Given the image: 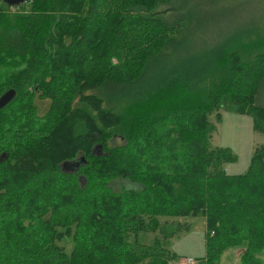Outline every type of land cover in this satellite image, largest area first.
<instances>
[{
  "label": "trees",
  "instance_id": "1",
  "mask_svg": "<svg viewBox=\"0 0 264 264\" xmlns=\"http://www.w3.org/2000/svg\"><path fill=\"white\" fill-rule=\"evenodd\" d=\"M215 1L219 12L234 0ZM205 9L0 0V95L15 90L0 107V264H168L179 225L159 217L197 213L205 264L237 248L229 264H264V144L228 173L207 119L218 106L247 111L264 132V29L244 22L199 40ZM117 179L133 185L117 190ZM139 229L162 237L142 243Z\"/></svg>",
  "mask_w": 264,
  "mask_h": 264
},
{
  "label": "rangeland",
  "instance_id": "2",
  "mask_svg": "<svg viewBox=\"0 0 264 264\" xmlns=\"http://www.w3.org/2000/svg\"><path fill=\"white\" fill-rule=\"evenodd\" d=\"M178 1V0H176ZM215 0H205L204 19L197 37H216V34L226 27L237 25H254L264 29V0H234L218 4ZM257 106L264 108V75L259 77L254 95ZM208 121L214 125L208 143L212 147H221L227 152L223 167L228 173H241L248 166L256 147L264 144V132L254 126L252 114L247 111L232 110L223 107H214L207 113ZM115 142L120 143L116 138ZM124 185H133L128 180L117 179L112 186L120 190ZM160 222H173L179 225L175 233L168 237L165 245L169 248L168 264H177L180 257L190 255L195 258L194 264H205V218L202 214L186 216H160ZM188 227V228H187ZM133 233L130 234L132 237ZM159 230L139 229L137 238L145 244H152L156 238L161 239ZM237 248V247H235ZM238 249V248H237ZM232 249L223 254V264H229L240 256L241 250ZM239 251V253H237ZM175 254V255H173Z\"/></svg>",
  "mask_w": 264,
  "mask_h": 264
},
{
  "label": "water",
  "instance_id": "3",
  "mask_svg": "<svg viewBox=\"0 0 264 264\" xmlns=\"http://www.w3.org/2000/svg\"><path fill=\"white\" fill-rule=\"evenodd\" d=\"M9 5H18L22 2H25L26 0H2ZM15 94V90L13 88H9L5 90L1 95H0V107L3 106L5 103H7ZM102 145L98 144L97 146L93 147L92 152H96L98 154L101 153ZM84 159V156L81 157ZM79 160L78 158L72 159V160H65L62 162V168L64 171H74L79 167Z\"/></svg>",
  "mask_w": 264,
  "mask_h": 264
},
{
  "label": "built area",
  "instance_id": "4",
  "mask_svg": "<svg viewBox=\"0 0 264 264\" xmlns=\"http://www.w3.org/2000/svg\"><path fill=\"white\" fill-rule=\"evenodd\" d=\"M12 6V5H11ZM195 258L190 255H183L180 257L177 264H194Z\"/></svg>",
  "mask_w": 264,
  "mask_h": 264
}]
</instances>
